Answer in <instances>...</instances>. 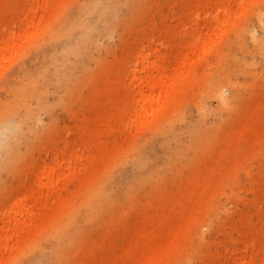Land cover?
I'll return each mask as SVG.
<instances>
[{
  "label": "bare ground",
  "instance_id": "6f19581e",
  "mask_svg": "<svg viewBox=\"0 0 264 264\" xmlns=\"http://www.w3.org/2000/svg\"><path fill=\"white\" fill-rule=\"evenodd\" d=\"M153 1L150 0V14L143 17L150 29L152 51L139 47L145 32L144 27H139L141 34L134 37L135 43L132 46L134 59L139 62L127 73L126 64L131 57L128 52L123 57L125 64L119 65L120 75L113 76L111 68H105L103 84L91 91L89 96L86 117L78 111L74 118L79 121L76 124H88L90 129L95 128L92 133L95 151L89 153H107L110 125L121 123L129 105L134 106V114L131 119L128 118L130 122L154 124L155 128L159 124L165 125L161 127L162 130L158 129L155 136L137 147L128 164L120 163L113 174L106 176L102 186L92 190L88 197L72 207L69 217L63 220L57 233L65 237L64 241H77L82 236L88 238L90 225L106 224L109 221L108 210L117 206L119 197L131 196L146 180L153 181L154 174H161L158 167L160 155L150 154L147 145L158 140L161 143L171 139L181 140V128L170 119L164 121L167 118L165 116L180 103L178 80L181 78L188 92L193 94L194 89L199 87L200 94L203 95L192 99L197 121L187 126L194 137L186 148L193 147L196 141L204 139L209 133L217 134L226 112L237 120L235 135L227 148L229 158H237L240 145L245 143L250 152H259L251 154L261 159L264 169V0H199L201 9L217 4L212 16L213 29L209 34L198 35V32L197 36H193L194 39L192 36L184 38L180 54L172 68H169L173 61L171 51L162 53L157 47L163 44L165 37H152L158 32L162 36L171 35L165 25L157 26L154 18L159 6ZM229 2L234 3V8ZM145 4L147 0H85L62 18L49 34L43 35L39 56H32L33 52L30 53L26 56L29 58L28 64L21 67L27 81L8 84L14 98L9 99L0 111V151L16 148L17 140L30 119L42 123L43 112L51 114L49 86L42 88L40 79L48 78L50 70L63 66L57 77L60 82L63 81L62 76L65 78L61 86L70 81L67 88L71 86L77 78L72 62L78 63L77 66L83 72L89 62L98 63L97 53L108 52L120 22L129 15H140ZM34 12L33 9L31 13ZM32 19L30 17L28 23L32 22L34 28H38L40 16L36 22ZM224 34L227 37L222 43L220 40ZM25 37L18 29L12 31L11 36L6 39L0 36V64L11 58L16 46L21 47L26 42ZM195 58L206 64L204 70L196 75L189 70ZM256 67L259 69L255 70ZM125 77L128 78L127 81ZM259 77H262V81H258ZM182 118L183 113L179 115L178 121ZM66 145L63 141L57 154L64 153ZM72 151L75 152V149ZM167 153L179 157L183 151L174 144L169 146ZM95 156L81 167H71L58 156L53 166L46 168L42 164L41 178L49 180L46 183L48 186L52 187L53 182L58 179L61 186H64L71 173V192L74 193L94 168L97 161ZM234 171L227 167L220 172L219 167L214 165L194 170L184 179L170 194L167 222L172 226L165 237L161 225L151 222L154 219L152 212L161 208L162 199L167 196L166 191L144 198L135 210L137 219H146L145 222L149 225L137 224L136 239L123 248L135 258L130 264H264V212L261 211L264 210V174L259 173L254 179L256 185H250L249 188L255 190V196L250 200L238 192L241 187L235 190V180L232 184V180L230 181L227 197L233 199L231 203L234 205V209L230 210L225 207L226 203L218 201L216 197L218 183L223 179H234ZM49 190L41 197L35 196L30 207L22 205V210L12 208L7 215L9 221H14L21 214L25 217V222L33 211H36V218L43 224L52 221L56 215L53 210L60 208L69 198L58 188L52 199H49ZM29 199L30 196L25 195L20 201L24 204ZM239 204L243 208H239ZM250 205H256L257 209L250 210ZM195 222H199V229L189 234L188 227ZM6 227H9L7 221L4 216H0V252L7 240H13L18 235L11 232L8 237ZM206 233L213 239L211 246L206 242ZM188 237L195 238L198 243L196 248ZM248 246L249 254L244 256L242 253ZM220 247H223V251ZM86 251L84 263H119L117 259L109 260L104 252L94 251L92 247H88ZM117 251L121 250L116 249ZM256 253H263L260 261H256ZM47 259L37 264H53L51 257Z\"/></svg>",
  "mask_w": 264,
  "mask_h": 264
},
{
  "label": "rangeland",
  "instance_id": "374dc122",
  "mask_svg": "<svg viewBox=\"0 0 264 264\" xmlns=\"http://www.w3.org/2000/svg\"><path fill=\"white\" fill-rule=\"evenodd\" d=\"M83 1L85 0H0V36L6 39L11 36L12 31L17 29L24 37L26 36V42L21 47L16 46L14 53L10 56L11 58L0 64V111L4 109L9 99L14 98L8 84H22L27 81L21 70V67L28 64L29 58L26 56L32 52V56L35 54L39 56L43 35L49 34L62 18L72 12L75 7L82 5ZM154 1L159 6L154 18L156 24L158 27L165 25L166 30L171 35L162 36L158 32L154 33L152 37H165L163 44L157 47L162 53L171 51L173 61L169 68H172L180 54L181 42L184 38L189 39L191 36H197L198 32V35H201L209 34L212 31V16L216 11L215 6L217 4L213 7L208 5L209 7L206 9H201L199 0ZM151 4L150 0H147V4L143 7L140 15L133 17L129 15L120 22L114 32L108 52L106 54L97 53L98 63L89 62L86 71L83 72V69L77 66L78 63L72 62L77 78L71 86L67 88L71 81L67 84L63 83L61 86L65 78L62 76L63 81L60 82L59 77H57V73L62 71L63 66L53 71L50 70L48 78L40 79L42 88L49 86L51 114L44 111L42 123L30 119L28 126L23 129L17 140L16 148H6L5 153L0 151V216H4L9 226L5 228L8 237H10L9 233L11 232L18 234L13 240H7L6 246L0 252V264H37L38 262L42 263L43 260H48V257L52 258L53 264H87L84 262L88 247H92L94 251L104 252L109 260L117 259L118 264H130L135 258L123 248L128 247L136 239L135 228L137 224L149 225L145 222L146 219H137L135 210L137 205L152 194L166 191L167 196L162 199L161 208L152 212L154 219L151 224L161 225L163 236H167L172 226L171 223L167 222V214L170 211L168 206L170 194L194 170L199 168L217 165L220 172L227 167L235 170L234 179H223L218 183L216 199L226 203V208L234 209V205L231 203L233 199L227 197L231 180V184L235 180L233 184L235 190L241 187L238 192L243 193L246 199L254 198L255 190H251L249 187L252 184L256 185L254 179L259 173L263 175L264 169L260 163L261 159L251 153L259 152L255 150L250 152L249 147L243 143L237 151V158L230 159L229 153H227L230 139L235 135L237 129L236 118L225 112L223 114L225 120L217 134L209 133L204 139L196 141L193 147L186 148L190 139L194 137L187 126L189 123L194 124L197 121V113L192 106V99L197 95L199 97L203 95L200 94L199 87L194 89L193 94L188 92L186 84L181 78L178 80V87L181 91L180 103L164 119V121L172 120L181 128V140L171 139L163 143L158 140L147 145L150 154L160 155L158 167L161 174L159 172L154 174L153 181L146 180L143 186L136 188L131 196L119 197L117 206L108 210L110 211L107 214L109 221L106 224L90 225L87 232L90 234L88 238L82 236L77 241L74 239L64 241L65 237L57 234L61 229L63 220H67L71 210H73L72 207L81 199L88 197L92 190L102 186L106 176L113 174L120 163L128 164L137 147L155 136L154 134L158 129L162 130L161 127L165 125L159 124L155 128L154 124L130 122L129 119L134 114V106L129 105L121 123L110 125L111 131L107 136L106 145L108 147L107 153H89L95 151V141L92 137L95 128L90 129L88 124H76L79 121H75L74 118L78 111L83 117H86L89 96L91 91L103 84L105 68L110 67V73L113 76L120 75L119 65L125 64L123 57L128 52L131 57L126 64L127 73L139 62L134 59L132 49L135 43L134 37L141 34L138 31L139 27L145 29L144 40L139 44V47L148 49L149 52L152 51L153 44L150 43L151 40L149 39L150 29L147 27L146 20H143V17H148L150 14L149 5ZM228 4L234 8L233 2ZM33 9L35 12L31 13ZM39 16L41 21L38 28H34L32 22L28 23L30 17H33L32 21L36 22ZM43 29L45 30L43 31ZM226 37L224 34L220 41L223 43ZM190 45H187V48ZM205 65L200 59L195 58L189 70L196 75L197 72L204 70ZM258 69V67L255 68V70ZM125 79L127 81L128 78L125 77ZM258 81H262V77H259ZM56 100H58V104H56ZM181 113H183V118L178 121ZM63 141L67 144L66 150L59 155L57 153L60 152ZM174 144L178 148L181 147L183 151L179 157L167 153L169 146ZM262 148L264 149V146ZM73 149L75 152L72 151ZM56 155L61 158L62 162L68 163L71 167L74 165L81 167L88 162V159L95 155L97 157L94 168L85 181L81 185L79 184L74 193L71 192L73 178L71 173L67 177L65 187L61 186L62 183L58 181L59 179L54 181V185L52 184L51 187L46 185L49 180L41 178L40 167L42 164L46 165V168L53 166L58 157ZM56 187L62 189V194H67L69 199L57 210L52 207L51 210L54 209L53 212L56 214L52 221L43 224L40 219L36 218V211H33V214L27 217L25 222H23L25 217L21 214L14 221H9L7 215L12 208L22 210V205L23 207H30L34 201L33 198L35 196L41 197L48 189H50L48 192L50 194L49 199H52L53 194L58 189ZM25 195L30 196L31 200L29 199L25 202L26 204H23V201L20 200ZM239 208H243V205L239 204ZM249 208L252 211L257 209L256 205H250ZM261 211L264 212L263 209ZM171 214L174 213L171 211ZM222 216H224L223 213ZM198 226L199 222L189 226V234L198 230ZM205 239H207L208 246H211L212 237L206 233ZM188 240L194 248L198 246L195 238L188 237ZM249 248L248 246L247 250L243 251L244 256L249 254ZM116 249L121 251L116 252ZM220 250L223 251V247H220ZM262 256L263 253H256V261H260Z\"/></svg>",
  "mask_w": 264,
  "mask_h": 264
}]
</instances>
